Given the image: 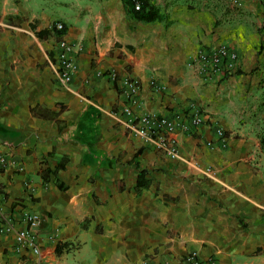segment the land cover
Masks as SVG:
<instances>
[{
	"label": "crops",
	"instance_id": "obj_1",
	"mask_svg": "<svg viewBox=\"0 0 264 264\" xmlns=\"http://www.w3.org/2000/svg\"><path fill=\"white\" fill-rule=\"evenodd\" d=\"M126 1L0 0V264H264V0H145L152 22ZM56 23L76 50L68 83ZM216 46L236 68L198 75L192 60ZM125 107L183 118L177 158ZM26 213L38 254L15 242Z\"/></svg>",
	"mask_w": 264,
	"mask_h": 264
},
{
	"label": "built area",
	"instance_id": "obj_2",
	"mask_svg": "<svg viewBox=\"0 0 264 264\" xmlns=\"http://www.w3.org/2000/svg\"><path fill=\"white\" fill-rule=\"evenodd\" d=\"M134 2V10H138V2ZM239 5L238 2H236ZM52 30L56 34V66L55 72L57 77L63 82L68 83L72 74L75 71L74 62V45L66 42L62 39L63 27L61 24H54ZM192 65L196 66V72L198 75L204 77L222 74L230 75L236 68V56L230 52L225 46H216L210 48L208 51H200L192 60ZM113 74L111 78H113ZM123 90L126 93L127 100L132 103L138 92L137 81L129 77H123L121 79ZM123 113L127 116L130 122L131 130L140 137L146 139H152L156 142L158 149H161L163 153L169 159L177 158L176 143L169 138L176 130L187 131L188 128L183 123V118L174 116L170 118L156 117L154 115H145L142 117H136L132 115L129 107L123 109ZM192 126H198L201 124V119L198 115H194L190 119ZM217 138L220 141L221 146L225 144L224 136L221 130L215 131ZM8 164L7 159L0 153V169ZM23 222L25 227L20 229L15 234V242L19 247H28L33 254H38V249L34 242V235L31 229L38 223V216L36 214H24ZM10 226L7 225L5 231H9ZM215 260L209 257L206 260H200L194 252L185 253L176 264H215Z\"/></svg>",
	"mask_w": 264,
	"mask_h": 264
},
{
	"label": "trees",
	"instance_id": "obj_3",
	"mask_svg": "<svg viewBox=\"0 0 264 264\" xmlns=\"http://www.w3.org/2000/svg\"><path fill=\"white\" fill-rule=\"evenodd\" d=\"M138 1V10H134L133 8V2L131 0L126 1V6L128 7V12L131 14V16L137 20V21H143V22H152L158 18L156 10L149 6L145 0H137ZM260 145L262 147V150L264 151V136L260 139ZM142 174H140V177ZM140 177L138 178L137 185L140 187ZM66 248V245H56L54 249V253L56 255H59L63 249Z\"/></svg>",
	"mask_w": 264,
	"mask_h": 264
}]
</instances>
